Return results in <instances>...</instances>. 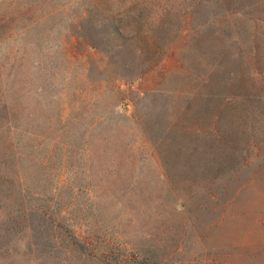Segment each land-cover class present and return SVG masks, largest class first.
Returning a JSON list of instances; mask_svg holds the SVG:
<instances>
[{
	"label": "rangeland",
	"instance_id": "obj_1",
	"mask_svg": "<svg viewBox=\"0 0 264 264\" xmlns=\"http://www.w3.org/2000/svg\"><path fill=\"white\" fill-rule=\"evenodd\" d=\"M126 257L264 264V0H0V264Z\"/></svg>",
	"mask_w": 264,
	"mask_h": 264
},
{
	"label": "trees",
	"instance_id": "obj_2",
	"mask_svg": "<svg viewBox=\"0 0 264 264\" xmlns=\"http://www.w3.org/2000/svg\"><path fill=\"white\" fill-rule=\"evenodd\" d=\"M123 25L124 26H128L127 24H123ZM122 26H120V25L117 26V24H115V20L114 21L111 20L110 22H108L106 24V28H107L106 40H107L108 46L111 47L112 49H119L120 50V49H123L126 46V43H124V40H125V37H124L125 35L124 34L126 33V31H124ZM125 64H127V62H125ZM129 70H131V69H129ZM121 77H125L126 78L125 75L124 76L121 75ZM217 82H218V80H217ZM215 101H216V105L219 106V98L216 99ZM220 118H221V112L217 108L216 109V119L219 120ZM211 124L212 123L210 122L209 125H211ZM213 127L216 128L215 124L213 125ZM191 158L194 161H198L199 160V158H194V157H191ZM21 200H22L23 203H25L26 197L21 198ZM30 205H33V207H31V211L38 210L39 211L38 213L40 215L43 214V204L38 205L37 207H35L36 204H32L31 203ZM46 219H47V217H46ZM124 260L126 262H130L129 264H133L132 258L126 257V258L121 259L120 262H123Z\"/></svg>",
	"mask_w": 264,
	"mask_h": 264
}]
</instances>
